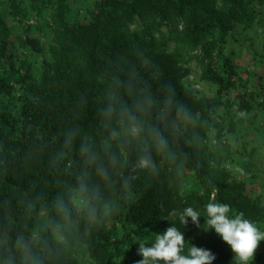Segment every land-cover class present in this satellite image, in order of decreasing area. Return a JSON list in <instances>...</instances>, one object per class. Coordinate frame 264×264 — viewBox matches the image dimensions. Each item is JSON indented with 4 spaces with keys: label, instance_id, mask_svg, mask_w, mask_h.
I'll return each instance as SVG.
<instances>
[{
    "label": "trees",
    "instance_id": "trees-1",
    "mask_svg": "<svg viewBox=\"0 0 264 264\" xmlns=\"http://www.w3.org/2000/svg\"><path fill=\"white\" fill-rule=\"evenodd\" d=\"M73 3L0 0V237H27L39 221L55 216L51 202L81 171L75 151L55 160L63 130L75 124L95 135L97 108L118 78L133 84L120 89L125 99L146 88L157 105L171 106L167 122L151 123L173 155L152 150L157 171L151 173L134 168L135 143L121 146L125 166L100 183L95 218L74 211L60 244L46 233L43 264H134L142 259L137 240L151 242L172 224L184 232L185 252L190 241L215 254L212 264H237L230 246L213 229L204 230V206L225 203L230 217L243 212L256 225L264 221V206L223 166L229 148L220 128L228 122L233 131L235 117L253 121L264 107V86L250 91L222 46L238 25L264 18V0H91L84 15L74 14ZM30 8L39 17L50 11L54 24L47 23L54 33L48 46L31 35L33 26L26 28L24 46L48 55L39 75L16 56L9 39L8 18L27 19ZM137 17L142 27L129 30ZM171 43L176 49L166 52ZM193 59L201 77L218 87L215 97H200L184 82L189 68L180 63ZM178 106L190 120L177 118ZM188 206L201 213L202 227L170 215ZM6 255L0 244V264Z\"/></svg>",
    "mask_w": 264,
    "mask_h": 264
},
{
    "label": "clouds",
    "instance_id": "clouds-1",
    "mask_svg": "<svg viewBox=\"0 0 264 264\" xmlns=\"http://www.w3.org/2000/svg\"><path fill=\"white\" fill-rule=\"evenodd\" d=\"M123 87H133L131 81L122 82L118 78L106 89L97 108L98 126L96 134L85 132L79 125H71L63 130V149L57 154V163L65 160L69 152L75 151L81 158V171L74 184L67 186L51 202L54 217L39 221L29 236L17 234L14 238L5 233L0 244L7 255L3 264H43L41 256L46 252V233L60 244L65 240L68 224L74 211L85 212L95 218L99 200L100 183H109L113 173L124 167L120 147L132 142L138 146L135 169L155 173L156 164L152 159V150L171 157L167 137L153 119L167 122L171 115V106L165 103L157 105L148 89H141L131 100L120 94ZM156 110L155 113L153 110ZM240 115H244L241 113ZM179 120H190V114L182 106L176 108ZM64 149H67L65 151ZM29 213L32 205L28 206ZM104 212L111 215L112 209L105 204ZM205 231L213 229L230 246L233 259L237 264H251L259 243L264 240V230L256 223L245 218L243 212L229 216V204L209 201L205 206ZM170 215L178 217L183 225L189 223L202 227L201 213L188 206L182 211L173 210ZM185 235L175 224L167 227L163 233H156L153 241L137 240L138 255L142 259L134 264H212L216 259L209 249L190 243L185 252Z\"/></svg>",
    "mask_w": 264,
    "mask_h": 264
},
{
    "label": "rangeland",
    "instance_id": "rangeland-1",
    "mask_svg": "<svg viewBox=\"0 0 264 264\" xmlns=\"http://www.w3.org/2000/svg\"><path fill=\"white\" fill-rule=\"evenodd\" d=\"M73 1L74 14L84 15L91 0ZM8 22L12 26L9 39L12 41L16 56L29 62L34 73L39 75L48 55L36 53L31 47L24 46V39L27 35L26 28L31 25L33 26L32 36L37 37L46 46L52 43L54 33L50 26H54V24H52L50 11L44 12L39 17L37 11L30 8L27 19L9 17ZM47 23L52 25L48 26ZM142 25L141 20L137 17L133 23L129 24L128 29L135 31ZM222 46L224 53L237 66L248 89L261 92V86H264V18L251 27L245 24L238 25ZM175 49L176 45L171 43L166 48V52L170 53ZM180 64L189 68L184 82L190 89L200 97L212 98L216 96L218 87L201 77L202 70L197 60H184ZM259 100L261 101L262 98L260 97ZM221 113H223V108H221ZM257 114V119L253 121L235 117L233 131L228 122H223L220 128L222 129L221 140L229 148L228 152L223 155L225 158L224 168L237 180L244 181L251 196L264 206V107L257 109ZM193 187L195 188V186ZM257 226L264 230V221L258 222ZM251 264H264V240L260 241Z\"/></svg>",
    "mask_w": 264,
    "mask_h": 264
}]
</instances>
